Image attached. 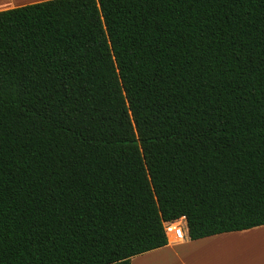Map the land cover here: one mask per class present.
I'll return each mask as SVG.
<instances>
[{
    "label": "trees",
    "instance_id": "1",
    "mask_svg": "<svg viewBox=\"0 0 264 264\" xmlns=\"http://www.w3.org/2000/svg\"><path fill=\"white\" fill-rule=\"evenodd\" d=\"M182 216L264 225V0L0 10V264H132Z\"/></svg>",
    "mask_w": 264,
    "mask_h": 264
},
{
    "label": "crops",
    "instance_id": "2",
    "mask_svg": "<svg viewBox=\"0 0 264 264\" xmlns=\"http://www.w3.org/2000/svg\"><path fill=\"white\" fill-rule=\"evenodd\" d=\"M44 0H0V10L22 6L29 3L40 2ZM259 229L264 230V225L257 226L247 230L225 232L207 236L200 239H191L187 237L182 241L172 242L164 247L154 249L131 258L132 264H217V256L222 252H227L230 258V251L233 247V252L238 244L236 242L237 236H244L250 232H257ZM253 234V233H252ZM264 234V233H263ZM251 235V234H250ZM264 242V240H263ZM263 249V248H262ZM264 251H262L263 253ZM256 254V253H255ZM261 257H264L261 255ZM227 264H232L229 260ZM235 264V261H233ZM254 264V263H245ZM264 264V260L261 263Z\"/></svg>",
    "mask_w": 264,
    "mask_h": 264
},
{
    "label": "rangeland",
    "instance_id": "3",
    "mask_svg": "<svg viewBox=\"0 0 264 264\" xmlns=\"http://www.w3.org/2000/svg\"><path fill=\"white\" fill-rule=\"evenodd\" d=\"M253 233V234H252ZM264 230L259 229L257 232H250L244 234V236H237L236 242L238 243L233 252V247L231 249L230 258L227 252H222L217 256V264H227L230 260L233 264H245V263H261L264 260ZM251 234V235H250ZM263 248V249H262ZM256 253V254H255ZM171 264H182L180 263H171Z\"/></svg>",
    "mask_w": 264,
    "mask_h": 264
},
{
    "label": "built area",
    "instance_id": "4",
    "mask_svg": "<svg viewBox=\"0 0 264 264\" xmlns=\"http://www.w3.org/2000/svg\"><path fill=\"white\" fill-rule=\"evenodd\" d=\"M163 224L168 241L178 242L187 237L188 228L187 221L184 216L176 220L164 221Z\"/></svg>",
    "mask_w": 264,
    "mask_h": 264
}]
</instances>
